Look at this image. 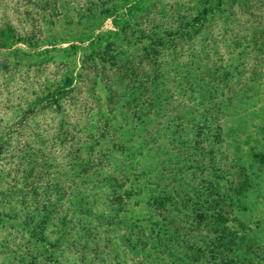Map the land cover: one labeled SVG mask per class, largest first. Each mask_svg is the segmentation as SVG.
Instances as JSON below:
<instances>
[{"label": "trees", "instance_id": "obj_1", "mask_svg": "<svg viewBox=\"0 0 264 264\" xmlns=\"http://www.w3.org/2000/svg\"><path fill=\"white\" fill-rule=\"evenodd\" d=\"M105 2L104 18L124 22L122 41L135 38L139 50L123 55L104 32L84 31L80 22L70 31H50L60 15L58 0H0V126L23 130L31 124L15 142L0 137V222L13 221L14 235H29L27 253L37 241L53 248L69 231L90 232L85 220L70 216L69 203L120 228L128 199L138 194L131 157L144 158L155 147L174 156L168 169L161 163L163 169L149 176L148 203L157 220L149 231L132 220L123 241L133 251L181 242L200 252L197 259L213 254L233 264L239 246H253L234 211L252 185L230 141L237 129L228 117L246 106L263 76L264 0ZM91 5L83 4L86 19ZM98 83L106 108L112 113L118 107L129 124L120 126L121 134L137 132L135 150L101 113ZM257 158L264 162V155ZM204 165L212 170L207 178ZM147 174L143 168L135 180ZM195 174L208 186L194 183ZM99 185L109 189L102 201L107 217L89 205L90 189ZM49 226L61 236L54 243ZM15 252L6 264H27Z\"/></svg>", "mask_w": 264, "mask_h": 264}, {"label": "rangeland", "instance_id": "obj_2", "mask_svg": "<svg viewBox=\"0 0 264 264\" xmlns=\"http://www.w3.org/2000/svg\"><path fill=\"white\" fill-rule=\"evenodd\" d=\"M105 1L91 0V12L88 19H86L84 15L86 10L83 6L86 0H58L60 15L50 24L49 30L51 31L52 29V31L55 30L59 33H61V29L70 31L76 27L77 24L75 22H80L79 28L84 31L88 27H95L97 31L104 32L106 39L115 41L116 47L120 46L118 49L123 52V55L139 50L141 45L135 38L131 42L122 41L119 34L121 26H124V22L118 21L114 24L113 18H104L105 8L103 5L106 3ZM0 57H2L1 54ZM96 94L101 100V113L104 116L109 115L112 117L111 123L113 128L118 130L117 135L123 136L120 126L125 127L126 125L127 127L129 124L122 123L118 107L112 113H110L109 108H106V93L100 83H98ZM68 109L71 115L77 111L73 107H68ZM129 119L136 121L133 126L137 125L136 117H130ZM228 119L234 122V128L237 129L232 134L230 141L237 143L236 145L239 147L238 153L240 152L242 164L246 168L252 185L243 202V206L236 207L234 211L238 219L244 224L245 229L243 231H246L253 246L250 250H246L243 245L239 246L236 250L237 256H232V261L234 262L233 264H236V262L237 264H264V162H261L257 158L259 155H264V72L261 80L254 84L252 90L249 92L246 106L239 111L238 115H230ZM30 125L23 130L15 129V126H10V128L1 125L0 137L2 136V139H11V141L15 142L18 138L23 137L21 136L22 134L31 131ZM134 133L137 134V132H133L130 136L124 134L122 137L126 139V146L131 147L133 150L138 145L136 141L137 136ZM149 149V155H146L144 158L140 154H136L133 158L131 157L135 168L130 171V178L133 180L132 187L137 190L138 194L128 199L126 211L120 216V221L124 222L120 225V228L116 225L109 228V226L105 225L107 220H96L89 215L86 216L83 207L72 210L73 206L69 203L68 208L71 207L70 216L74 221H77V219L85 220L89 224L88 229L90 232L69 231L66 236L62 237L58 246L53 248L49 244L37 241L38 247L36 250L27 253L25 243L33 240H29L30 237L28 234L25 235L26 233L14 235L15 232H12L9 226L13 221L3 220L0 222V264L3 262V264H6L9 261L8 259L11 258V252L15 250L17 255L24 256L27 264H227L226 258H222V256L214 257L213 254L197 259L198 254L196 253L200 254V252H197L196 249L188 248L189 246L181 242L175 243V245L166 248V250L159 246L153 247L152 244L146 250L133 251L131 244L129 245L126 241H123L122 233L123 231L126 232L124 226L126 224L130 225L132 220L138 221L139 225H143L146 228V231H149V228H151L150 221L157 220V218H151L152 214H156L152 209L151 203H148L149 192L147 189H149V185H154L149 180V176L154 174L155 169H163V166L168 169V165L174 162V156L170 158L171 153L166 151V153L159 154L155 152V147H149ZM2 167L3 164L0 162V169ZM143 168L148 172L147 177H138L135 180ZM202 169V177L207 178V174L212 170L206 165ZM196 175V182L194 183L207 187L208 183L204 181L202 183L200 175ZM216 182L220 186H223L222 180ZM184 183L187 186L189 185L187 189L194 186V184ZM20 187L21 185L18 184V189ZM139 187L143 189L140 190L138 189ZM108 190V186L99 185L98 188L90 189L91 193L89 194V197H92L89 200V205H97L98 213H102L106 217L109 214L103 210L102 201ZM94 210L97 213L96 208ZM232 224L235 229L240 228L236 222H232ZM106 228H108V233H106ZM46 231L49 240L53 243L54 239L61 237L56 233V227L54 226H49L46 228ZM240 231L243 232L242 230ZM7 240L9 241L7 242ZM4 243H7L6 247H8L9 254L5 253L6 247L3 246ZM202 247L205 248L203 245ZM185 253H192L193 256L188 257ZM174 256L176 259L173 258ZM32 257L35 258L33 259Z\"/></svg>", "mask_w": 264, "mask_h": 264}]
</instances>
